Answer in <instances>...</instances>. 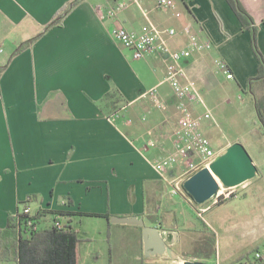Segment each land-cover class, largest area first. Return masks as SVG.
Instances as JSON below:
<instances>
[{"label":"crops","instance_id":"1","mask_svg":"<svg viewBox=\"0 0 264 264\" xmlns=\"http://www.w3.org/2000/svg\"><path fill=\"white\" fill-rule=\"evenodd\" d=\"M72 1L0 0V67L6 66L0 77V232L28 205L32 215L47 212L37 230L57 219L77 233L78 264H264L263 156L243 143L258 173L223 202L198 205L188 195L173 196L172 182L191 172L177 149L179 101L164 82L163 57L134 60L112 35L119 25L133 32L153 25L177 31L173 49L192 37L212 44L183 65L205 104L190 107L197 117L211 113L200 130L213 142L212 111L231 105L229 94L249 90L258 74L251 32L226 0H173L166 10L156 0H83L48 29ZM118 1L127 8L116 9ZM239 1L258 27L264 56V0ZM219 60L233 79L221 72ZM114 92L120 111L109 113L102 100ZM156 98L165 109L156 107ZM233 144L215 150L222 155ZM166 156L175 161L162 176L154 164ZM113 216H138L158 227L174 257L146 256L143 228L113 223ZM8 263L17 264L0 261Z\"/></svg>","mask_w":264,"mask_h":264},{"label":"built area","instance_id":"2","mask_svg":"<svg viewBox=\"0 0 264 264\" xmlns=\"http://www.w3.org/2000/svg\"><path fill=\"white\" fill-rule=\"evenodd\" d=\"M156 2L158 8L163 10L170 9L175 4L173 0H156ZM127 6V2L118 1L116 9L124 10ZM177 16H180V14H177ZM185 31L189 33V27H187ZM177 34L175 29L161 30L153 25L144 26L140 32L129 31L121 25L115 26L112 30L113 37L132 52L134 60H143L149 55H159L163 57L165 63L164 82L171 85L179 101L177 109L180 114L179 127L181 133L177 140V149L181 156L188 162L189 170L192 175L202 168H209L221 156V154L212 147L210 140L205 137L200 130L202 120L211 118L210 112L208 111L203 114V116L197 117L193 114L190 107L192 104L203 106H205V104L203 97L194 83L188 79L183 65L185 60L190 59L196 53L210 49L212 44L210 42L202 43L197 38L192 37L187 46L180 49H173L169 42ZM0 52H2V50H0ZM217 66L221 72L226 75L227 79L231 80L234 78L226 62L219 60L217 61ZM153 92L155 93V90ZM155 104L159 109L166 108V104L158 98L155 99ZM174 161L175 158L173 156H166L156 162L154 168L160 175L165 176L168 170L173 166ZM187 179H184L183 182H172L171 193L173 196L188 195L183 188V184ZM233 189L234 188L225 187L220 184L219 190L212 200L218 202L221 199L224 200L231 197L233 195ZM201 211L203 212L204 210L200 209L199 212ZM19 213L29 216L30 218L35 217V215H32L28 205L23 206ZM34 224L35 221L28 220L26 226L28 228L37 229V226ZM54 224L58 229H63L66 226L57 219ZM255 257L259 260L262 258V254L257 253Z\"/></svg>","mask_w":264,"mask_h":264},{"label":"trees","instance_id":"3","mask_svg":"<svg viewBox=\"0 0 264 264\" xmlns=\"http://www.w3.org/2000/svg\"><path fill=\"white\" fill-rule=\"evenodd\" d=\"M82 1H72L56 16L48 26V29L61 25L73 8ZM226 1L238 17L243 28L251 32L253 50L260 63L257 76L251 78L248 82V89L253 95L258 119L264 134V56L258 45V27L239 0ZM38 37L22 43L14 52L12 58L22 53ZM5 69L6 66L0 67V77ZM257 89L260 94L257 93ZM121 102V96L117 92H114L104 97L102 105L107 112L116 113L120 111L119 105ZM224 200L221 199L220 202ZM46 214L47 212L39 211L35 217L30 218L19 213L16 217L9 219L6 230L0 232V261H13L17 264H78L79 238L70 226L58 229L54 222L49 227L40 230L26 226L28 220L35 221L34 225L37 226L38 222H40L39 220L45 217ZM59 215L65 214L60 213ZM214 241L215 237L212 234L209 247L211 254L215 251L213 246Z\"/></svg>","mask_w":264,"mask_h":264},{"label":"water","instance_id":"4","mask_svg":"<svg viewBox=\"0 0 264 264\" xmlns=\"http://www.w3.org/2000/svg\"><path fill=\"white\" fill-rule=\"evenodd\" d=\"M258 173V168L241 143L231 145L209 168L205 167L192 174L183 184L189 197L198 205L212 200L217 194L220 184L235 188ZM116 224L134 225L143 228L144 252L146 256L174 257L170 242L158 227L147 226L144 219L138 216L110 218ZM183 264H209L203 261L186 260Z\"/></svg>","mask_w":264,"mask_h":264},{"label":"rangeland","instance_id":"5","mask_svg":"<svg viewBox=\"0 0 264 264\" xmlns=\"http://www.w3.org/2000/svg\"><path fill=\"white\" fill-rule=\"evenodd\" d=\"M257 93L260 94L258 89ZM229 95L232 102L231 105L225 104L218 110L212 111V115L217 119V125L214 127L215 140L211 141L212 147L218 149L229 142H238L242 145L246 143L255 156L260 153L264 160V134L258 117L255 119L257 112L253 106V95L249 90L244 92L242 89H238L235 94L230 93ZM240 96L244 98V101L240 100ZM248 96L250 101L246 103ZM196 248L194 245L192 253H195Z\"/></svg>","mask_w":264,"mask_h":264}]
</instances>
